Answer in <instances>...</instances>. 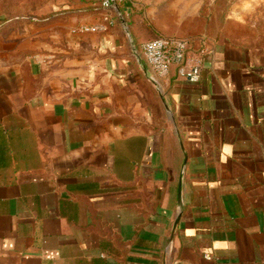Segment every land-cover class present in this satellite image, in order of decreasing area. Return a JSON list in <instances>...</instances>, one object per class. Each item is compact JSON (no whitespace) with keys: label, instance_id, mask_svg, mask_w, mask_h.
I'll return each mask as SVG.
<instances>
[{"label":"crops","instance_id":"obj_1","mask_svg":"<svg viewBox=\"0 0 264 264\" xmlns=\"http://www.w3.org/2000/svg\"><path fill=\"white\" fill-rule=\"evenodd\" d=\"M118 12L0 25V264H264V57L163 32L207 53L159 78Z\"/></svg>","mask_w":264,"mask_h":264},{"label":"rangeland","instance_id":"obj_2","mask_svg":"<svg viewBox=\"0 0 264 264\" xmlns=\"http://www.w3.org/2000/svg\"><path fill=\"white\" fill-rule=\"evenodd\" d=\"M102 1L0 0V25L23 17L50 22L56 14L92 10ZM119 6L137 19L139 32L148 38L163 32L196 38L212 27H226L233 39L264 57V0H119Z\"/></svg>","mask_w":264,"mask_h":264},{"label":"built area","instance_id":"obj_3","mask_svg":"<svg viewBox=\"0 0 264 264\" xmlns=\"http://www.w3.org/2000/svg\"><path fill=\"white\" fill-rule=\"evenodd\" d=\"M119 0H103L99 7L103 10L118 12ZM104 25L82 26L80 32L104 30ZM193 41L186 38L157 36L133 48L135 55L159 78H166L174 70V76L190 83H197L201 77L204 57L207 53L202 46L192 47ZM208 258V256H206Z\"/></svg>","mask_w":264,"mask_h":264}]
</instances>
